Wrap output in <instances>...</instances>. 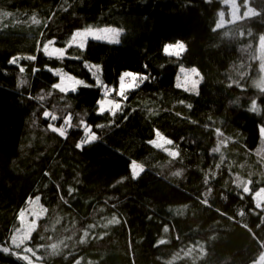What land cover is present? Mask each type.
I'll use <instances>...</instances> for the list:
<instances>
[{"label":"trees","instance_id":"16d2710c","mask_svg":"<svg viewBox=\"0 0 264 264\" xmlns=\"http://www.w3.org/2000/svg\"><path fill=\"white\" fill-rule=\"evenodd\" d=\"M239 5L235 20L229 0H0V264H256L264 0ZM110 26L119 43L45 54ZM181 67L200 74L197 92L177 85ZM59 70L88 86L58 90ZM129 70L140 76L124 99ZM108 88L115 116L97 111ZM82 122L98 139L78 149ZM35 203L37 226L16 244Z\"/></svg>","mask_w":264,"mask_h":264},{"label":"rangeland","instance_id":"374dc122","mask_svg":"<svg viewBox=\"0 0 264 264\" xmlns=\"http://www.w3.org/2000/svg\"><path fill=\"white\" fill-rule=\"evenodd\" d=\"M229 3L231 5L232 8V17L236 20L238 18H240V13H241V9H240V5H239V0H229ZM252 11V9L249 7V9H245V14H249ZM6 19H8L10 22H18L17 18L11 15H5ZM223 23H225V21L223 20ZM222 23V24H223ZM112 28H117V27H113L110 26ZM102 28H106V27H102ZM102 28H92V29H102ZM119 29V28H117ZM83 31V30H82ZM123 31L121 32L122 35ZM120 35V36H121ZM89 39H94L92 37H88L87 41ZM106 41V40H103ZM120 41V38H119ZM87 44V42H86ZM61 47H58L56 45H54L53 43H48L45 46V49L48 50L49 55L51 56H55L52 55L53 49H58ZM166 50L171 53H179L181 50H183V47L179 46V45H168L166 47ZM262 57H260V76L258 78V82L259 83H264V38L260 43V48H259ZM65 56H67V51L65 53ZM57 57V56H56ZM58 73L60 74V81L58 82V84L56 85V88L62 92H69V91H75L73 89H71L70 87V81H69V76L74 77L73 75L67 74L65 73L63 70H59ZM76 78V77H75ZM77 79V78H76ZM127 79V78H126ZM130 79V78H128ZM128 82H130L128 80ZM127 80L125 81V83H128ZM201 82V76L198 73L197 70L195 69H189V68H184L181 67L179 69V73H178V77H177V85L181 88H183L184 90H187L189 92H197L199 85ZM78 88V86H76V89ZM110 89V88H108ZM113 91L109 92V94H112ZM104 99L107 100H115L110 96L105 97ZM116 101V100H115ZM59 131H64L63 129H60ZM160 139H158L159 141ZM263 151V149H262ZM132 168L135 172V175L137 176L139 174V171H141V167L138 166L136 163H134L132 165ZM246 190H249V184L246 185ZM254 198H255V202L257 205H262L264 204V188L260 189L259 191L254 193ZM43 213V210L38 206L37 203L34 204V208L29 212L23 215V226L22 229L19 231V233L16 235L15 237V241L14 243L16 244H20L23 242H28L31 238L32 232L34 231V229L37 226V217L40 216ZM26 259H30L31 262H33V260L30 258L29 255L25 256ZM264 254L259 258V260L256 262V264H263L264 262ZM34 264H39V263H34Z\"/></svg>","mask_w":264,"mask_h":264},{"label":"snow or ice","instance_id":"6c2138e0","mask_svg":"<svg viewBox=\"0 0 264 264\" xmlns=\"http://www.w3.org/2000/svg\"><path fill=\"white\" fill-rule=\"evenodd\" d=\"M122 29L112 28V27H106L102 29H92L87 28L83 31L77 30L73 33L71 39L68 41L65 48H58L53 49L52 55H55L59 58H64L65 53L67 51L68 47H72L75 45L76 47L80 48L81 50H84L86 47V42L88 37H92L96 40H106L111 43H119V38L121 35ZM51 43L55 44V41H52ZM45 54L49 55V52L47 49H45ZM76 59H79V57H73ZM89 71L91 72V75L96 78L97 85H101L102 81L100 80V77L98 73L100 72V66L98 65H85ZM140 76L138 73H134L132 71H124L119 80H120V91L117 93L118 96L123 97L126 99L125 92L128 89L137 87L136 79ZM126 78H130V82L125 83ZM143 81L147 80V76L145 75L142 77ZM69 81L71 89L76 91V86L82 85V86H88L85 85L84 81L78 80L75 77L69 76ZM112 89H104L103 95L105 97L108 96L109 92H111ZM99 108L98 113L102 114L105 111H108L111 113L112 116H115L118 111L121 110V103L115 101V100H107V99H101L98 101ZM82 127L84 131V139L77 145L78 149H82L84 145L90 144L91 142L98 139L97 135L91 130L90 125L83 124ZM102 127V126H97Z\"/></svg>","mask_w":264,"mask_h":264}]
</instances>
